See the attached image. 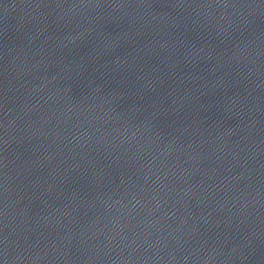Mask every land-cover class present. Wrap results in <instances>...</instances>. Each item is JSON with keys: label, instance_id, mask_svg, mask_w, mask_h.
Listing matches in <instances>:
<instances>
[{"label": "water", "instance_id": "obj_1", "mask_svg": "<svg viewBox=\"0 0 264 264\" xmlns=\"http://www.w3.org/2000/svg\"><path fill=\"white\" fill-rule=\"evenodd\" d=\"M0 264H264V0H0Z\"/></svg>", "mask_w": 264, "mask_h": 264}]
</instances>
